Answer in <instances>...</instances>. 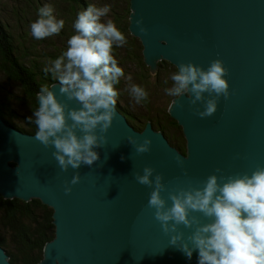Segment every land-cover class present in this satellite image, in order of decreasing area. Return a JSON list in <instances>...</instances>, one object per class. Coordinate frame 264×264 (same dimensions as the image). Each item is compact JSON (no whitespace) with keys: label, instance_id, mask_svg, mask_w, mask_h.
I'll use <instances>...</instances> for the list:
<instances>
[{"label":"water","instance_id":"1","mask_svg":"<svg viewBox=\"0 0 264 264\" xmlns=\"http://www.w3.org/2000/svg\"><path fill=\"white\" fill-rule=\"evenodd\" d=\"M129 30L152 72L162 60L205 69L223 60L231 96L221 97L217 112L204 119L195 114L190 94L173 98L168 110L182 127L185 153L151 122L137 130L116 106L107 144L94 148L100 159L67 172L52 157L54 148L0 117V195L37 198L53 209L55 236L37 264H198V252L189 260L170 245V235L148 207L153 189L138 184L134 173L151 166L163 174L167 199L181 187H201L218 168L217 175L231 176L264 166V0H130ZM52 87L69 108L79 107L60 94L59 82ZM195 107L203 110L202 104ZM129 137L139 143L151 138V151L137 154ZM77 172L81 180L66 195V182ZM180 230L185 236L192 231L183 225ZM0 264H12L1 245Z\"/></svg>","mask_w":264,"mask_h":264},{"label":"clouds","instance_id":"2","mask_svg":"<svg viewBox=\"0 0 264 264\" xmlns=\"http://www.w3.org/2000/svg\"><path fill=\"white\" fill-rule=\"evenodd\" d=\"M109 11L107 5H89L79 11L72 25L75 34L67 40L66 50L44 69L61 84L60 94L79 107L69 108L68 103L58 99L54 86L50 88L45 83L37 93L39 106L33 110L34 120L29 117L37 126L35 139L45 148H54L52 157L62 172L82 164L91 167L100 159L94 148L107 144L106 133L117 115L116 85L124 69L118 65L113 50L128 40L111 19L102 22ZM37 16L30 25L31 35L37 40L59 35L65 27V20L56 18L51 4L40 7ZM136 23L146 34L143 21ZM228 75L229 69L221 59L211 61L207 69L181 63L170 73L173 83L166 92L171 97L190 94L195 114L201 119L209 118L217 112L219 99L231 96ZM129 91L136 104L148 101L149 93L144 87L133 84ZM205 93L210 98L206 99ZM198 104L203 105V110L195 107ZM128 141L137 154L151 151V138L139 143L129 137ZM179 163L183 165V161ZM221 171L216 169V173ZM216 173L201 181V187H181L169 192L167 199L162 196L167 191L164 176L153 167H144L143 174L136 172L134 178L138 184L153 189L148 207L154 209V218L163 232L170 235V245L189 260L198 252V264H264V166H258L251 175ZM80 180L77 172L66 182L65 194H71L70 185ZM181 225L191 229L190 234L185 236Z\"/></svg>","mask_w":264,"mask_h":264},{"label":"trees","instance_id":"3","mask_svg":"<svg viewBox=\"0 0 264 264\" xmlns=\"http://www.w3.org/2000/svg\"><path fill=\"white\" fill-rule=\"evenodd\" d=\"M58 1L59 3H66L68 5L65 15L63 9L55 1L51 4L54 7V15L56 18L65 20V27L56 38L51 40V51H43L42 55L36 53H31L30 55L29 53L26 54L24 50L16 44L15 36L11 33V31L16 29L15 25H10L6 21H3L0 16V71L3 72L8 80L19 82L24 90L22 98L19 100L12 90H8L3 85V80H0V88L4 93V98H1L3 101L0 100V115L9 124L30 134H35L37 131V126L34 122L29 120V117H33L34 120L33 110L39 106L37 102V93H39L41 85L47 83L50 87L52 83L59 82L53 78L50 72L45 73L44 69L46 66L41 65L36 57H43L42 60L45 61L49 58L48 61L51 62L66 50L67 40L71 35L75 34L72 27L76 19L74 12L76 10L82 11L83 5L90 2V0ZM23 2L26 6L27 4L31 5V2L36 3L38 6L41 0H22L16 7L15 15L21 14L25 10ZM90 3L91 5L93 3L99 4L98 2H92V0ZM41 4L43 6V3ZM111 4L116 6L114 9L111 6L115 13L113 22L125 34L128 40V43L123 47L116 48L114 46L113 54L120 67L131 65L130 63H132L138 68V72H140L139 76L135 75L134 72L131 74V77L134 78L133 84H138L147 91V88H151V79L147 74L150 68L144 62L142 54L143 47L140 40L133 36L129 30L130 0H111ZM117 4H124V8L119 9ZM59 42L65 45V49H60L58 47ZM158 67H160L159 72H157L154 77L156 84L162 88L167 85L171 86L172 81L170 79V73L177 70V67L165 60L159 61ZM126 74L127 73H124V76L120 78L119 84L116 85L119 92L117 104L122 109L124 105L120 102L121 97L125 96L122 90L124 87L123 80ZM9 97H11V99ZM15 97L16 99H14ZM23 109H26L28 113L24 114L20 112L23 111ZM124 109L121 112L125 114L129 122L136 129L143 130L146 123L142 122L140 117L136 118V116H134L130 118L128 112ZM175 138H177V136H172V139L179 143L178 148L181 152L185 153L186 139L184 142L181 138H178V141H176ZM26 207L29 208L26 209ZM45 208V216L39 218L42 209L44 212ZM52 214L53 209L43 204L40 199L35 198L24 201L19 198L6 199L0 195V245L6 250L12 264H37L42 259L44 245L46 242L52 240L55 233H53V230L52 233L49 232L51 229L50 227L55 229ZM44 228H49L47 231L48 235L44 233Z\"/></svg>","mask_w":264,"mask_h":264},{"label":"rangeland","instance_id":"4","mask_svg":"<svg viewBox=\"0 0 264 264\" xmlns=\"http://www.w3.org/2000/svg\"><path fill=\"white\" fill-rule=\"evenodd\" d=\"M22 0H0V16L3 18L4 21H6L7 23H9L10 25H15L16 29L14 31H11V33H13V35L15 36V42L16 44L24 50V52L26 54L29 53V55L31 53H36V54H41L43 53V51H51L52 47H51V40L53 38H56L57 35L52 36V37H48L42 40H37L35 39L32 35H31V28L30 25L32 22H34L35 20L38 19L37 16V12L38 9L40 8L41 3H43V5L46 4H52L53 1H55L62 9L63 12L66 15V10H67V4L66 3H59L58 0H41L40 3H38V6L36 5V3H30L31 5L27 6L25 5V3L23 2V7H24V11L21 14L15 15V10L16 7L21 3ZM92 2H98L97 3H93L95 5H97V7H103L105 5L109 6L111 5V0H92ZM101 2V4H100ZM103 2H105L103 4ZM113 3V2H112ZM119 9L124 8V4L119 5L117 4ZM113 9L116 8L115 5L112 4ZM79 11H75V15L77 16V13ZM115 16L114 11L110 8V11L108 12V14L102 18V22H106L107 20L111 19L113 21V17ZM49 47V48H48ZM58 47L60 49H65V45L61 42H59ZM44 55V54H43ZM39 62L41 63V65H44L46 67H51V62H49V58L47 59V61L42 60L43 57H36ZM131 65H127V66H123L122 68L124 69V73L126 74V77H124L123 80V90L122 93L125 94V96L121 97V104L124 105V107H127V109L129 110V112L132 113H137V111L139 112H143V106H140L137 104L138 106V110L136 109V103L135 101L128 96L130 94V86L133 85V80L134 78L131 77V74L134 72L135 75L140 74V72H138V68L135 67L132 63H130ZM0 80H3L4 82V86L8 89V90H12L14 95L17 97V99L19 98V100H21L22 95H23V88L20 85L19 82L15 81V80H8L6 78V76L3 74V72L0 71ZM138 85V84H137ZM127 86V87H126ZM3 87V86H2ZM154 89L151 91L152 93H157V95L155 94L154 96V100L159 103V105H162L163 107L167 106L170 102V100L168 99V97H166L164 89L161 86H153ZM0 100L1 98H4V93L0 88ZM16 97L14 99H16ZM11 99V97H9ZM3 101V100H1ZM16 104V103H15ZM135 109H134V108ZM24 114H27L28 111L26 109H23V111H20ZM8 239V237H7Z\"/></svg>","mask_w":264,"mask_h":264},{"label":"flooded vegetation","instance_id":"5","mask_svg":"<svg viewBox=\"0 0 264 264\" xmlns=\"http://www.w3.org/2000/svg\"><path fill=\"white\" fill-rule=\"evenodd\" d=\"M89 1V0H88ZM91 2V0H90ZM90 2H87V4L85 3V5H83V10H86L87 7L89 5H91ZM105 2H103L104 4ZM93 5V4H92ZM114 5V4H113ZM44 6V5H43ZM42 4L40 5V7H43ZM112 4L110 5V8H111ZM81 9V8H80ZM112 9V8H111ZM3 20V18H2ZM4 21V20H3ZM159 68L158 67L156 69L155 72H152L151 70H149V73L147 72L149 78L151 79V88H147V92L149 93V98H148V101L140 106H143V112H139L137 111V113H132V112H129V110L127 109V107H123L124 110H126L131 117H134L136 116V118L140 117L142 119V122H145L146 124L148 122H151L152 125H153V128L155 130H159V131H162L166 138L169 140V142L178 148L179 146V143L175 142L173 139H172V136H177V138H175L176 141H178V138H181V140H184L185 142V136L183 134V131H182V127L178 124L177 120L174 119L170 113H169V105L170 103L173 101V98L174 97H171V96H168L167 95V92L166 90L171 86L167 85L165 86L163 89H164V92H165V95L166 97H168V99L170 100L169 104H168V107L166 106H162V105H159V103H157L155 100H154V96L155 94L157 95V93H152L151 91L154 89L153 86L157 87L158 85L156 84L155 82V74L157 72H159ZM158 76V74H157ZM156 76V77H157ZM157 81V80H156ZM173 83V82H172ZM159 87V86H158ZM131 97V95H128ZM132 98V97H131ZM117 106L119 107V105L117 104ZM134 108V107H133ZM120 111H123V109L121 107H119ZM135 109V108H134ZM136 109L138 110V106L136 104ZM125 115V114H124ZM127 115V114H126ZM129 118V119H130ZM144 118V119H143ZM146 126V125H145ZM145 126L143 128H145ZM138 130V129H137ZM182 144V143H181ZM29 208V207H26V209ZM31 208V207H30ZM45 213H46V208L44 209V212H43V209L39 215V218H42V216H45ZM29 223H30V220H29ZM51 229L49 230V228H44V233L47 234V231L49 230L50 233H52V230H53V233L55 232V229L53 227H50ZM38 233V232H37ZM48 235V234H47ZM54 236H55V233H54ZM53 239V237H52ZM47 243V242H46ZM45 243V244H46ZM45 246V245H44Z\"/></svg>","mask_w":264,"mask_h":264},{"label":"bare ground","instance_id":"6","mask_svg":"<svg viewBox=\"0 0 264 264\" xmlns=\"http://www.w3.org/2000/svg\"><path fill=\"white\" fill-rule=\"evenodd\" d=\"M116 106H117V104H116ZM118 107V106H117ZM118 110L120 111V109H119V107H118ZM0 117L8 124V125H10V126H12V127H14V128H16L17 130H19V131H21V132H23V133H26V132H24V131H22V130H20V129H18L17 127H15V126H13V125H11V124H9L1 115H0ZM127 118V117H126ZM128 120V119H127ZM129 121V120H128Z\"/></svg>","mask_w":264,"mask_h":264}]
</instances>
